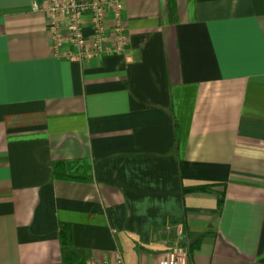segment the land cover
<instances>
[{
	"label": "crops",
	"instance_id": "crops-1",
	"mask_svg": "<svg viewBox=\"0 0 264 264\" xmlns=\"http://www.w3.org/2000/svg\"><path fill=\"white\" fill-rule=\"evenodd\" d=\"M36 4L0 0V264H264V0H125L82 61Z\"/></svg>",
	"mask_w": 264,
	"mask_h": 264
},
{
	"label": "built area",
	"instance_id": "built-area-1",
	"mask_svg": "<svg viewBox=\"0 0 264 264\" xmlns=\"http://www.w3.org/2000/svg\"><path fill=\"white\" fill-rule=\"evenodd\" d=\"M45 13L49 45L55 56L82 61L99 57L106 52H124L129 35L123 20L125 0H43L34 6ZM89 25L92 34L86 35ZM65 45L75 49L63 52ZM182 234V227L178 229ZM188 253L183 250L166 252L158 264H188ZM88 264H125L117 252L110 261H90Z\"/></svg>",
	"mask_w": 264,
	"mask_h": 264
},
{
	"label": "trees",
	"instance_id": "trees-1",
	"mask_svg": "<svg viewBox=\"0 0 264 264\" xmlns=\"http://www.w3.org/2000/svg\"><path fill=\"white\" fill-rule=\"evenodd\" d=\"M223 203H224V196L219 200V210H222Z\"/></svg>",
	"mask_w": 264,
	"mask_h": 264
}]
</instances>
